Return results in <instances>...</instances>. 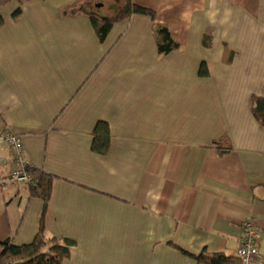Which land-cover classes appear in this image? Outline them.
Here are the masks:
<instances>
[{
    "label": "crops",
    "instance_id": "0c3cea01",
    "mask_svg": "<svg viewBox=\"0 0 264 264\" xmlns=\"http://www.w3.org/2000/svg\"><path fill=\"white\" fill-rule=\"evenodd\" d=\"M131 1L180 47L160 55L144 15L101 42L89 14L123 0H31L19 20L17 0L0 5V136L54 178L43 215L0 142V242L29 244L43 223L76 242L62 264H197L181 250L235 256L252 219L264 257V127L250 108L264 97V0ZM100 121L105 154L92 150Z\"/></svg>",
    "mask_w": 264,
    "mask_h": 264
},
{
    "label": "trees",
    "instance_id": "16d2710c",
    "mask_svg": "<svg viewBox=\"0 0 264 264\" xmlns=\"http://www.w3.org/2000/svg\"><path fill=\"white\" fill-rule=\"evenodd\" d=\"M10 1L11 0H0V5H7ZM17 1L19 7L13 15L15 20H19L22 17V6L31 0ZM82 6L80 1L65 8L63 11L65 12L68 9L72 11L73 8L78 7L80 13L82 12ZM114 11L113 15H107L97 11L89 14L96 35L101 42L106 39L114 24L129 19L133 15H144L150 17L153 22V32L160 55H167L180 47L179 43L174 39L166 26L154 23L155 13L152 10L135 5L131 0H123L119 6L116 5ZM1 23L2 21L0 19V25ZM226 51H229V49ZM232 52V50L228 52L230 55L227 57L228 62L231 61ZM202 74H207L205 67H202L201 75ZM250 108L254 118L264 127V97L252 95L250 99ZM110 140L111 132L109 124L105 121L98 122L93 132L92 150L98 154H105L109 149ZM216 143L220 142L218 141ZM220 152L225 154L224 150ZM27 174L29 179L25 184L28 185L27 187L32 197H38L43 200L44 215L47 211L54 178L30 166H27ZM75 246L76 242L71 239L48 237L44 224L42 223L40 224L36 237L29 244L19 246L12 243L11 240L0 242V264H62L64 260L70 258L71 248ZM181 251L183 254L194 259L197 264H239V259L236 255H227L224 252H211L207 248L203 249L198 255L190 254L183 249Z\"/></svg>",
    "mask_w": 264,
    "mask_h": 264
},
{
    "label": "built area",
    "instance_id": "2783aa9c",
    "mask_svg": "<svg viewBox=\"0 0 264 264\" xmlns=\"http://www.w3.org/2000/svg\"><path fill=\"white\" fill-rule=\"evenodd\" d=\"M0 142H6L16 156V169L11 173L12 181L27 182V165L22 158L23 143L19 136L12 133L4 132L0 136ZM262 230L252 219L242 222V237L236 249V256L239 264H264V257L260 251L262 241Z\"/></svg>",
    "mask_w": 264,
    "mask_h": 264
},
{
    "label": "rangeland",
    "instance_id": "374dc122",
    "mask_svg": "<svg viewBox=\"0 0 264 264\" xmlns=\"http://www.w3.org/2000/svg\"><path fill=\"white\" fill-rule=\"evenodd\" d=\"M100 4H102V3H100ZM103 12H104V9L102 10ZM107 12H109V13H107V14H111L110 13V11H107ZM102 13V12H101ZM259 226V228L262 230V227L260 226V225H258Z\"/></svg>",
    "mask_w": 264,
    "mask_h": 264
},
{
    "label": "flooded vegetation",
    "instance_id": "af4514ba",
    "mask_svg": "<svg viewBox=\"0 0 264 264\" xmlns=\"http://www.w3.org/2000/svg\"><path fill=\"white\" fill-rule=\"evenodd\" d=\"M96 5H97V4H96ZM95 7H96V10H97L98 6H95ZM106 10H107V11H110V9H109V8H107Z\"/></svg>",
    "mask_w": 264,
    "mask_h": 264
}]
</instances>
